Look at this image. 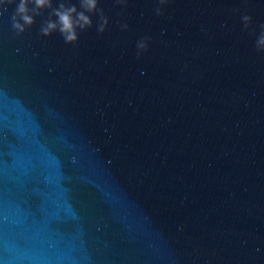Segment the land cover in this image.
Segmentation results:
<instances>
[{"label": "water", "instance_id": "obj_1", "mask_svg": "<svg viewBox=\"0 0 264 264\" xmlns=\"http://www.w3.org/2000/svg\"><path fill=\"white\" fill-rule=\"evenodd\" d=\"M15 7L0 264H264V0H98L75 45Z\"/></svg>", "mask_w": 264, "mask_h": 264}, {"label": "clouds", "instance_id": "obj_2", "mask_svg": "<svg viewBox=\"0 0 264 264\" xmlns=\"http://www.w3.org/2000/svg\"><path fill=\"white\" fill-rule=\"evenodd\" d=\"M167 0H160V4L164 5ZM80 8L68 3L67 0H60L58 7H53L52 0H0V14L8 11L9 6L16 5L15 11L11 15V26L17 35H22L27 29L31 28L35 23V17L40 16L44 10H50V16L43 22L40 33L43 37H50L53 33L59 32L64 42L68 45L78 43V32H83L91 28L92 20L89 14H98L100 22L97 25L99 33H104L109 23L103 11L98 8V0H79ZM117 3L124 4L125 0H117ZM29 5H32L30 8ZM160 14V9L157 10ZM52 17H55L53 20ZM243 23L247 28L251 18L247 15L242 17ZM126 28V26H124ZM264 29V26H262ZM137 47L143 51L147 45L141 41ZM257 49L264 51V30L257 40Z\"/></svg>", "mask_w": 264, "mask_h": 264}]
</instances>
